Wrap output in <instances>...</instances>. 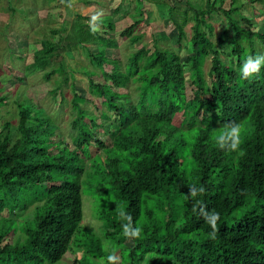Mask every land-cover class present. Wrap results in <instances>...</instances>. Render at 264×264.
I'll use <instances>...</instances> for the list:
<instances>
[{"label": "trees", "instance_id": "16d2710c", "mask_svg": "<svg viewBox=\"0 0 264 264\" xmlns=\"http://www.w3.org/2000/svg\"><path fill=\"white\" fill-rule=\"evenodd\" d=\"M143 1L140 18L118 34L132 45L142 37L135 28ZM146 1L167 6L184 54L154 40L122 66L107 55L118 47L110 15L99 31L77 15L34 52L27 69L45 71L46 81L73 77L64 53L82 49L104 82L86 71L89 97L72 84L69 141L26 91L16 103V134L11 122L0 125V264H54L76 249L77 264H264V67L250 79L239 73L246 56L264 53V29L243 17L238 0L182 10L167 0ZM247 2L264 7V0ZM217 15L226 25L213 41L207 20ZM129 88L136 98L122 91ZM51 94L64 100L60 85ZM88 103L98 118L86 114ZM233 126L237 147H218L214 138ZM84 194L97 207L102 237L82 226ZM30 206L19 220L1 215ZM213 214L214 237L205 219Z\"/></svg>", "mask_w": 264, "mask_h": 264}, {"label": "rangeland", "instance_id": "374dc122", "mask_svg": "<svg viewBox=\"0 0 264 264\" xmlns=\"http://www.w3.org/2000/svg\"><path fill=\"white\" fill-rule=\"evenodd\" d=\"M0 0V97H4V104L0 108V125L4 121L12 123V133L16 134V103L20 101V92L26 91V95L31 101L55 119L59 131L64 139L69 141L73 134L71 128V119L73 111L71 108L72 84L80 94L89 97L88 79L86 71H95L93 80L97 83H103L97 69L93 66L90 58L86 56L82 49L74 52L64 53L66 65L73 71V77H69L66 83H60L59 75H52L48 81L44 79V72L41 69L28 70L27 67L32 62L34 52L41 48L43 40H55L57 35H52L50 31L61 27L68 28L72 20L77 15L87 18L88 24L93 29L99 31L102 29L101 22L104 16L110 15L114 23V30L109 32L115 36L118 47L114 50H108L107 55L116 56L119 63L123 66L127 62L128 56L138 49L141 45L152 49V41L156 40L158 46L163 49L176 50L181 54L183 50L177 49L176 36L170 32L171 24L167 21V6L155 5L148 1H143L141 7L142 21L135 28L136 34H142L140 41L130 44L127 39H121L119 32L134 20L140 18L138 0ZM175 6H180V10L187 8V3L194 6H203L206 0H167ZM227 1L223 0L224 7H227ZM241 3V13L243 17L249 19L253 27L260 31L262 27V18L264 16V7L256 3L251 5L247 0H238ZM119 8L114 12L115 7ZM95 17V19H93ZM213 27L211 39L220 34L226 25V19L222 16H215L208 19ZM187 25V38L191 36ZM184 56V55H182ZM210 67V59L207 58L204 63V71L207 72ZM186 93L188 98L191 96V85H189L188 74H186ZM60 85V92L64 96L61 101L59 95L53 96L51 90ZM27 88V89H26ZM128 91L130 98H136L133 88L122 89ZM95 102L97 101L94 100ZM86 114L98 118L99 113L91 103L85 104ZM53 120V119H52ZM102 122V120H100ZM108 124L109 121L103 122ZM96 131L95 128H92ZM103 136V133L100 135ZM69 180L74 179L70 175ZM65 177L58 181L68 180ZM247 209L244 208L243 211ZM32 210V206L25 211L17 210L16 213L4 211L1 215L5 218L19 220L20 216H26ZM97 207L93 199L85 194L82 197V226L88 227L94 232L103 236L100 230V223L95 218ZM241 212V210H240ZM239 211L233 214L237 216ZM14 214V215H13ZM233 219L227 222L230 226ZM18 231H16V237ZM81 250L76 249L68 252L63 259L54 264H77L74 258L79 257ZM118 258V257H117ZM49 264V263H44Z\"/></svg>", "mask_w": 264, "mask_h": 264}, {"label": "clouds", "instance_id": "9594fccd", "mask_svg": "<svg viewBox=\"0 0 264 264\" xmlns=\"http://www.w3.org/2000/svg\"><path fill=\"white\" fill-rule=\"evenodd\" d=\"M93 19H95V17ZM262 67H264V53L246 56L241 61L239 67L241 79H250L254 74L259 73ZM236 131V127L233 126L228 132L223 133L218 137H215L214 140L217 146L220 148L229 147L231 149H235L237 147V143L234 140V135ZM229 138H233V142L231 144L226 143ZM199 191L202 192L203 189L201 188L199 189ZM190 193L194 195L195 189L190 188ZM215 218V214H213L211 217H205L206 221L209 222L213 228V232L210 234L213 237L215 235Z\"/></svg>", "mask_w": 264, "mask_h": 264}]
</instances>
